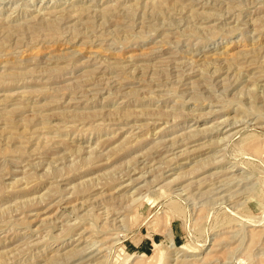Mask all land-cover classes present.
Segmentation results:
<instances>
[{"label":"rangeland","instance_id":"rangeland-1","mask_svg":"<svg viewBox=\"0 0 264 264\" xmlns=\"http://www.w3.org/2000/svg\"><path fill=\"white\" fill-rule=\"evenodd\" d=\"M156 243L264 264V0H0V264Z\"/></svg>","mask_w":264,"mask_h":264},{"label":"bare ground","instance_id":"bare-ground-1","mask_svg":"<svg viewBox=\"0 0 264 264\" xmlns=\"http://www.w3.org/2000/svg\"><path fill=\"white\" fill-rule=\"evenodd\" d=\"M175 63V62H174ZM183 67V66H182ZM191 67V66H190ZM199 71V70H198ZM216 75V74H215ZM202 82V81H201ZM196 83V82H195ZM99 84V83H98ZM197 85V84H196ZM233 86V85H232ZM190 88V87H189ZM193 88V87H192ZM196 88V87H195ZM208 91V90H207ZM247 122V121H246ZM236 123V122H235ZM239 123V122H238ZM229 125V124H228ZM236 125V124H235ZM225 138V137H224ZM166 149V148H165ZM166 167V166H165ZM136 170V169H135ZM225 179V178H224ZM161 180V179H160ZM238 184V182H237ZM199 186V185H198ZM236 186V185H235ZM215 188V187H214ZM228 188V187H227ZM213 191V190H212ZM148 200V199H147ZM106 217V216H105ZM116 219V218H115ZM120 220V219H119ZM253 224V223H252ZM255 224V223H254ZM114 230V229H113ZM114 234V233H113ZM172 245V244H171ZM102 246V245H101ZM179 250L182 251V254H187V253H192L195 252V248L192 245H189L187 243H184L180 245ZM85 250V249H84ZM155 252L149 255L150 259H156L157 264L162 262V259L165 257L164 256V249L160 246V244H155ZM86 252V251H85ZM83 256V255H82ZM78 261V260H77ZM73 262V261H72Z\"/></svg>","mask_w":264,"mask_h":264},{"label":"crops","instance_id":"crops-1","mask_svg":"<svg viewBox=\"0 0 264 264\" xmlns=\"http://www.w3.org/2000/svg\"><path fill=\"white\" fill-rule=\"evenodd\" d=\"M171 227H172L171 229H172V232L174 233V236L178 235V231H177L178 227H176L174 223H172ZM153 239H155L154 236H153Z\"/></svg>","mask_w":264,"mask_h":264}]
</instances>
